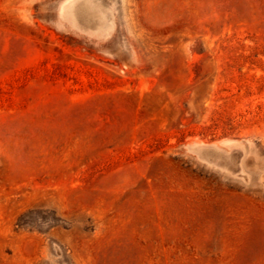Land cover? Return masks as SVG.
<instances>
[{
    "label": "rangeland",
    "instance_id": "374dc122",
    "mask_svg": "<svg viewBox=\"0 0 264 264\" xmlns=\"http://www.w3.org/2000/svg\"><path fill=\"white\" fill-rule=\"evenodd\" d=\"M0 264H264V0H0Z\"/></svg>",
    "mask_w": 264,
    "mask_h": 264
},
{
    "label": "bare ground",
    "instance_id": "6f19581e",
    "mask_svg": "<svg viewBox=\"0 0 264 264\" xmlns=\"http://www.w3.org/2000/svg\"><path fill=\"white\" fill-rule=\"evenodd\" d=\"M82 6V5H81ZM84 10V9H83Z\"/></svg>",
    "mask_w": 264,
    "mask_h": 264
}]
</instances>
